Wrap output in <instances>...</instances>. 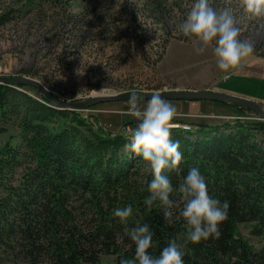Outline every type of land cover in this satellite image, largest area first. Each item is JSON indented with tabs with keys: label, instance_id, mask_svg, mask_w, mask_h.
Listing matches in <instances>:
<instances>
[{
	"label": "trees",
	"instance_id": "1",
	"mask_svg": "<svg viewBox=\"0 0 264 264\" xmlns=\"http://www.w3.org/2000/svg\"><path fill=\"white\" fill-rule=\"evenodd\" d=\"M54 106L34 86L0 83V132L15 117L21 139L14 143L11 137L0 147V264H101L102 252L116 254L119 264L121 257L134 255L135 245L112 210L128 203L133 215L127 226L149 223L154 254L170 237L183 241L186 228L177 217L178 201L173 224L165 221L159 201L150 210L143 202L151 175L146 169L139 178L145 162L126 147L125 132L134 125L112 131L94 125L82 109ZM256 119L205 125L194 132L171 129L184 157L179 173H166L172 184L198 167L210 193L229 201L220 236L184 244V264H264V247L256 249L239 230L241 222H253V232L264 233V142L258 135L264 120ZM78 200L87 207L82 216ZM89 208L94 218H88Z\"/></svg>",
	"mask_w": 264,
	"mask_h": 264
},
{
	"label": "rangeland",
	"instance_id": "2",
	"mask_svg": "<svg viewBox=\"0 0 264 264\" xmlns=\"http://www.w3.org/2000/svg\"><path fill=\"white\" fill-rule=\"evenodd\" d=\"M191 3L192 0H0V76L39 79L65 101L133 89H213L264 105V18L245 14L241 0H212L216 8L225 4L233 7L241 37L255 45L254 51L232 67L227 78H222L213 46L197 53L192 40L177 30L178 20ZM168 101L180 113L173 123L186 122L191 125L187 130L193 132L225 121L263 119L253 111L207 100ZM126 107L127 101H102L82 109V113L94 125L115 131L135 125L134 118L122 114ZM16 123L15 117L5 123L8 129L0 132V147L11 137L14 143L20 142ZM258 135L264 142V132ZM145 170L141 166L140 179ZM176 200L180 204L178 194ZM75 204L82 216L87 207L81 200ZM88 212L92 213L88 218H94V209ZM253 224L241 222L239 230L259 249L264 247V233H254ZM116 256L100 253L101 264H116Z\"/></svg>",
	"mask_w": 264,
	"mask_h": 264
},
{
	"label": "clouds",
	"instance_id": "3",
	"mask_svg": "<svg viewBox=\"0 0 264 264\" xmlns=\"http://www.w3.org/2000/svg\"><path fill=\"white\" fill-rule=\"evenodd\" d=\"M241 8L252 18H264V0H241ZM177 30L192 40L197 53H203L209 45L213 46L222 78H227L229 70L238 66L255 49L250 39L241 37L234 9L229 4L216 8L212 0H192L186 13L178 20ZM121 112L135 119L134 127L125 132L126 147L139 154L145 162L144 167L150 171L144 204L150 210L154 202L159 201L165 206V221L173 224L177 217L181 218L186 230L183 241L170 237L159 254H154L150 249L155 248L156 242L149 223L137 221L128 227L133 205L128 203L115 207L112 215L119 217L120 223L125 225L124 233L135 245L134 255L121 257L119 264H184V244L220 236L221 222L228 216L229 201H221L210 193L206 177L198 167H191L178 185H173L166 174L170 170L179 173L184 159L180 141L171 138V129L175 126L173 118L180 115L175 104L166 100L159 91L152 92L145 99L133 89L127 107ZM177 194L180 206L177 217H174Z\"/></svg>",
	"mask_w": 264,
	"mask_h": 264
},
{
	"label": "water",
	"instance_id": "4",
	"mask_svg": "<svg viewBox=\"0 0 264 264\" xmlns=\"http://www.w3.org/2000/svg\"><path fill=\"white\" fill-rule=\"evenodd\" d=\"M0 83H6L11 86L16 85H30L34 86L39 90L40 93L44 94L46 97L50 99L56 106V108L60 109H85L89 105H92L97 102L102 101H128L130 96V91L120 92V93H107V94H95L91 95L86 99L77 100V101H65L55 95L50 89H48L39 79L28 77V76H9V75H1ZM159 91L161 95L166 100H174V101H222L229 103H236L240 106H244L255 113H258L264 116V106L262 102L256 101L253 99H248L246 97L233 95L232 93L217 91L213 89H149V90H137L138 94L143 96L145 99L148 98L152 92Z\"/></svg>",
	"mask_w": 264,
	"mask_h": 264
},
{
	"label": "bare ground",
	"instance_id": "5",
	"mask_svg": "<svg viewBox=\"0 0 264 264\" xmlns=\"http://www.w3.org/2000/svg\"><path fill=\"white\" fill-rule=\"evenodd\" d=\"M264 106V105H263ZM71 110V109H70ZM258 114V113H257ZM260 115V114H258ZM259 118H263L264 119V116L260 115ZM174 127H182L183 129L187 130V129H190L191 125L184 122V123H174Z\"/></svg>",
	"mask_w": 264,
	"mask_h": 264
}]
</instances>
